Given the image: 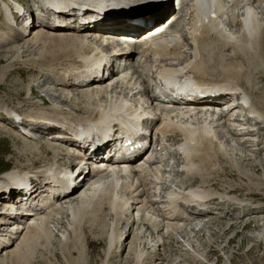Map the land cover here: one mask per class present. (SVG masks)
Instances as JSON below:
<instances>
[{
  "label": "bare ground",
  "instance_id": "6f19581e",
  "mask_svg": "<svg viewBox=\"0 0 264 264\" xmlns=\"http://www.w3.org/2000/svg\"><path fill=\"white\" fill-rule=\"evenodd\" d=\"M92 1L96 2L97 0ZM114 1L115 2L111 4V6L117 4V6L114 7L116 11H110L106 16H104L102 21L106 23L105 25H114L115 27L113 30L116 31L124 25L125 17H135L136 14L130 16L124 11L117 14L118 4L121 1ZM156 1L157 0H154V2L151 3L152 6L145 11V16H147L150 12H152L149 14L150 17L154 14H157L158 16L155 21H152V24L154 23V27L147 29L148 31L156 29L157 27L155 26H158L156 24L160 20L161 9L156 8ZM244 1L245 2L241 4L239 3L240 0H233L232 4H227L224 0H192V2H187L180 15H178V20L175 24L177 30L173 31L171 36L164 41V44H157L154 49H146L140 51L139 55L136 54L139 56L137 61L139 68H142L141 65L145 62L151 61L159 64L162 60H167L168 66L161 65L160 68L155 71L151 80H148L147 84L143 82L142 78L140 79V76L136 77L130 74L127 76L126 74L124 75L121 73L120 85H115L114 87H111V89H108L107 86L110 81L114 79L113 77H115V74L113 75L111 64L108 65V61H112L113 58H119L113 56L111 51L112 47L107 42H105V44L108 46V50L103 51V43L96 44L98 41V38H96L97 36L90 34L98 33L101 37L106 36V31L100 29L102 28V25H99L100 22L96 20V14L91 16V19L97 23H93L92 27L100 29L96 31H84V29L59 30L52 27L43 28L38 26L35 29H32L31 35L28 34V36L24 38L23 33L21 32L23 27H20L19 30L15 29L14 40L23 41V45L25 46L29 43L39 44L41 41L42 42L40 44H43L41 49L43 50L47 48L45 45L50 41L51 42L49 44L51 45L57 42H67L69 44L74 43L75 45L77 43L79 45L77 52L71 53L70 55L66 54L67 59L70 58V60L68 59L70 62L67 61L69 64L65 62V65L67 64L65 67L67 68V71L63 70L66 72L64 73L62 71V74H59V72H61L59 70L55 78V82H58L55 85L60 87V97L63 98L62 100L64 102H72V108H69L68 105H66V107L62 109L61 107L64 105L62 101L61 103L63 105L60 103H54L46 108L37 104L36 111L31 113L17 114V111L16 113L11 112L7 114L8 117L12 114L17 115L18 117L23 116L26 118V120L24 119L25 122H31L33 123V127H38L40 129L39 133H41V130L56 131L46 135L50 136V140L60 141L63 145H66L67 147L70 146L78 152V155H73L76 164L72 167L74 168L77 165H80L81 160H85L83 166L86 165V168L89 170L83 172V170L80 169L79 176H82V178L77 182L76 187L70 190L67 194L50 187L48 192L56 194V196H49V194L43 195L45 196V199L41 203V207L44 208V211L31 217L32 225L30 226L22 225L21 223L13 221L8 217L9 210H7L8 212L6 211L8 206L6 205L5 199L10 196V193L5 194L3 190H5L6 187H10V185L15 183L17 180L24 179L28 176L33 178L34 187L36 188H41V186H38L39 183L41 182L42 184L48 176H51L52 178H59L60 175H58L59 173L56 171L67 166H65V164L58 163L56 157L58 155L71 157L68 152L71 149H68L67 147L64 149H57L47 144L44 149L52 154V160L50 162L44 161L45 163L41 165V167L36 168V164L40 162H38L36 158L35 160L37 161L33 160L32 164H29L30 167H27L28 169L26 170L13 169L9 173L0 176V202L3 206L0 208V263L6 260L4 263L9 262V264H14L19 261L20 258L22 259L23 256L26 257L24 251L27 249L26 246L31 243L29 240L39 238L42 235H48L47 233L51 232L49 224L53 218H55L56 223L58 224L57 226L60 227L62 224L61 216L67 214L71 218V222L73 224L79 216L84 217V215L88 213L87 210L89 209L91 210H89V212H96L93 210L96 208L98 212L100 211L98 208H102L103 210H107V213L113 217L111 231L108 235V247L106 249V254L108 255H110L112 253L111 251L114 249L116 250V248H118L119 251V249H121L124 245V239L121 240V238L123 234L125 235V233L120 229V227H118V225H120V219H123L125 223L132 220L130 223L138 224V230H141V227L148 225L152 232L156 231V234L164 229L165 233H171L173 230L178 228L174 227L177 222L180 221L181 218L187 217L185 214L178 211V207H182L178 201L182 204L199 203L198 205H202L200 202L205 199V191L198 190V187L207 185V183L210 184L208 174L211 171L210 166H212V161H220L219 153L220 151L222 152L223 148H225V146L223 147V144L221 143V139L213 133L212 125L215 122H218L215 124V126H217L221 120L228 117L221 122L222 127L224 126L226 130H230L228 125H238L239 129H243L246 132V134L243 135L237 134L242 141L240 144L242 145V143H245L244 137H247L245 138L248 139L246 140L247 143L251 141L252 147L258 146L257 139L254 137L255 134L247 133L248 131H254V125H250L249 128H246L245 123L241 124L238 122L236 124V121H233L232 119V117L236 116L234 115L236 111H238V116H240L242 112L244 113V110L241 107L242 104L239 105L238 103L240 98H236L234 95L224 94V96H221L223 94L222 93L219 95L221 97L218 100H204L205 104H209L210 101H212V103L217 107H221L228 103V106H231V109L221 112L216 119H213L210 115H199L196 113L192 118L198 119L199 124L193 127H188L185 124L181 126L175 122H171L169 124L159 123V127L156 131L158 138L156 139V145L153 146V150L156 154H163L162 150L164 147L171 144H177L178 150H180L181 153V159L184 163L185 173L197 175V177L200 178V185L185 192H180L179 190H176V192H170L164 201H158V199H154L158 188V184L154 181L160 179L163 175L160 166H152V164L145 162L139 168L134 169L128 167V171L121 168V170L115 174L98 171L93 168L91 162V165H89L88 160L90 161V159L87 158L88 155L83 154V152H81L82 150L76 143L67 140L69 138L63 135V132L59 129L60 127H64V125L69 127L72 125L83 126L85 125L84 122L93 121V130L96 133H100L103 126H106L107 131H110L111 128L117 124V122L121 123L124 122L125 119H129L132 116L133 110L146 109L151 111L152 109L149 108L151 102H156L155 105L168 102L173 106L181 105L201 109L202 106L197 105L196 102L180 103L179 101L172 99L167 93L168 85H171L174 79L191 76L195 82L205 83L207 85H217V83H221L220 86L227 90L233 89L234 91L242 93L244 96L242 101L245 100V98L249 101L250 109L248 111L253 113L255 116L254 122L257 123V134L261 130L263 132L264 95L261 98L258 97V99H256L250 90L241 86L239 83V74L244 73L245 76V73H248L249 71L261 74L264 73V10H262L260 6V4H264V0ZM100 3L103 6V11H105L110 5L108 0H99V4ZM5 6L6 4L2 7L4 18L6 21H10L5 14ZM167 7L168 6H166L163 11H165ZM243 8L247 10L244 13L245 16L252 15L255 20L244 19L243 24H241L240 16H233L234 11L238 12ZM172 11L174 13L173 8ZM211 14H215V17H211ZM54 19L59 20V17L56 16ZM180 22H183V27L179 34L178 26ZM24 24L27 25L25 22ZM181 33H183V35H181ZM87 42H91L89 43L90 45H86ZM60 58L63 60V56H60ZM132 58L133 56L129 55L124 57L123 60L129 63L132 61ZM133 63H135V61ZM86 64L97 67L98 70L89 69ZM131 67H133V65H131ZM154 70L156 69L154 68ZM99 73H101V76L100 78H97ZM164 76H166L165 79ZM91 77L92 79L90 80L86 79ZM77 85L84 86L85 89H77V92L70 90L71 87ZM97 96H100V98L104 97L106 100H95ZM80 97L88 99L85 106H82L79 103L78 99ZM161 97L164 99L161 100ZM42 100L45 103L44 99ZM199 103H203V100H200ZM77 104H80V106ZM170 104L166 103L165 105H167L166 107L172 108V105ZM249 112H247V114ZM176 116L181 117L182 115L178 114ZM248 117L252 118V114ZM6 118L7 117H5V119ZM51 120L55 122L58 121L61 125L53 127L58 124L56 122L53 126H48V123ZM43 124L45 125L44 127L48 128H44L42 126ZM145 124L147 123L145 122ZM241 126L244 127L241 128ZM228 132L231 136H234L231 131ZM19 135L22 138L24 137L25 139L28 138L30 140L29 137H26L20 132ZM249 135L250 138H248ZM177 136H180V139H177ZM24 147L29 153L34 152L37 155L39 154V147H33L31 144L26 143ZM156 147L159 149L157 150ZM254 151H257L256 148H253L251 152ZM145 154L146 153L144 152L143 156ZM169 157L179 160L178 156L174 153H170ZM244 157L241 153L238 159L243 161V159H245ZM246 157L248 158V155H246ZM178 160H176V162H178ZM249 160L250 158L246 161ZM94 164L97 163L94 162ZM163 168H165V166H163ZM93 173L104 176L105 180H92L91 174ZM146 180L149 181L147 182ZM191 181L192 178H189L187 183ZM43 186L45 185H42V187ZM83 186L86 187L84 188ZM150 188L154 189V194H151ZM37 190L38 189L35 191ZM38 194L40 193H34V198ZM49 200L51 203L54 202L53 204H56V206L45 207ZM167 205L170 207L168 208ZM132 206H137L141 209L138 221L133 218H136L138 214L137 212L134 213L135 215L132 214ZM10 208L14 211L20 210L23 207L20 203ZM145 209H158L161 223L165 225V228L163 229L161 227L158 229V220L151 216H147L144 213ZM103 210L100 212L103 213ZM127 217H129V220ZM4 222H7L8 224H3ZM70 232L74 235L75 228L72 227ZM136 240L137 230L135 229V233H132V238L129 241L131 245L128 248V253L130 256L134 257L135 263L137 264L143 260V253L140 251L138 244H136ZM28 241L30 243H28ZM160 244L162 243H158V245ZM70 247L72 249L73 244H70ZM61 248L70 249L67 242L62 243ZM144 256L146 258L148 255ZM7 259H9V261H7ZM145 261H147V259Z\"/></svg>",
  "mask_w": 264,
  "mask_h": 264
},
{
  "label": "rangeland",
  "instance_id": "374dc122",
  "mask_svg": "<svg viewBox=\"0 0 264 264\" xmlns=\"http://www.w3.org/2000/svg\"><path fill=\"white\" fill-rule=\"evenodd\" d=\"M3 1L8 2L7 0ZM19 1L23 3L25 8H28L31 3V0ZM109 2L110 0H108ZM3 3L0 6V176L9 173L13 169H28L27 167H30L32 161L36 158L38 162L40 161L36 164V168L41 167L45 163L44 161L50 162L52 160L49 151L44 149L47 143L42 141L49 131L38 133L40 129L34 127L38 136L35 137L33 133L31 135L35 138L40 137V139L30 141L24 137L22 138L17 129L5 117H8L7 113L11 112L16 113L18 111L17 114L34 112L37 104L46 108L54 103H63L65 106L62 104V108L66 105L72 108V102H64L63 98L60 97V87L55 85L58 83L55 82V78L59 70L61 71L59 74H62L63 70L67 71L65 67L69 64L70 58L68 60L66 54L70 55L79 49L77 43L75 45L74 43L57 42L51 45L49 44L50 41L45 45L47 48L43 50L41 49L43 44H40L42 41L39 44L29 43L25 46L23 42L14 40L15 29H19L16 24H19V22L15 16L16 24L8 20L7 22L3 18L1 11L3 12L2 7L6 4ZM60 56H63V63L59 65L62 62ZM148 63H150L148 70L151 74L150 76L147 75V80L142 79L145 84L148 83V80H151L155 71L161 65L168 66L167 60H162L159 64L151 61ZM245 74V76L244 73L239 74V83L243 87L252 91L264 92V73L249 71ZM138 76H140V72H137L136 77ZM71 91L75 92V90ZM253 95L258 99L264 94H258L259 96H257L253 93ZM83 98L78 99L80 104L84 103ZM42 99L44 101L48 100L49 105L46 102L44 103ZM80 104L77 105L80 106ZM20 117L26 120L23 116ZM28 125H30V128H28L30 131L33 123L29 122ZM247 133L253 134L249 131ZM254 134L256 139L260 137L259 142H257L258 146L252 147L251 141L247 143L246 140L248 139H245L247 137L242 136L245 143H242L240 147L235 146L233 142H229L234 145L232 152L230 153L226 146L223 148L224 151L222 150L224 156L231 155V161L228 158H223L218 162L212 161L211 171L208 174L210 184L207 183L203 187L208 190V187L212 186V191L222 196L221 199L215 198L212 203L214 211L220 216L219 219H211V221L206 219L204 223L209 224L199 226L197 229H193V224L190 223L187 226V237L185 238L181 237V234H175V232L171 238H164V245L159 247L153 255L155 259L150 257L154 253H151V250H153L151 240L153 238L150 236L149 231L143 227L141 230L142 236L139 237L140 247L142 246L140 250L149 257L145 258L143 255V260L137 264H264V141H260L264 138V131L261 130L258 134L256 131ZM248 138H250V135ZM224 140L222 139V142ZM25 143L31 144L33 147H39V154L29 153L25 150ZM59 145L64 146L62 143H59ZM253 148H256L257 151L251 152ZM241 153L243 157L245 156L243 161L238 159ZM234 155L238 160L232 161ZM246 155L250 158L249 161H246L248 159ZM58 158L61 164L72 160V158L67 159V157H61L60 155ZM191 182L186 183L187 186L200 185V178L195 175ZM98 209L103 210L102 208ZM89 210L87 211L89 212ZM93 210L103 215V218L99 216L91 218L90 214L87 213L84 217L79 216L72 224L71 218L64 214L65 217L61 216L62 224L60 227L57 226L58 224L53 218L49 224L51 232L47 233L48 235H42L33 240L30 239L31 243L28 241L30 244L27 243L29 246L27 245V249L24 251L26 257L23 256L14 264H136L135 259L129 255L127 250V247L130 246V243L128 246V242L131 240L129 239L130 236L132 238L130 234L126 238L122 249L119 250V254H117L118 249L111 251L110 255L106 254L107 239L111 231L113 217L107 213V210H103V213L97 212L96 208ZM120 222L118 227L124 229L125 224ZM72 227L75 228L74 235L70 232ZM188 227H191L192 230L188 231ZM135 228L136 226L132 225V229ZM159 237L161 238V235ZM64 242L68 243L70 249L61 248V244ZM70 244H73L72 249ZM146 259L147 261H145ZM4 261L1 263L9 264V262L4 263Z\"/></svg>",
  "mask_w": 264,
  "mask_h": 264
}]
</instances>
